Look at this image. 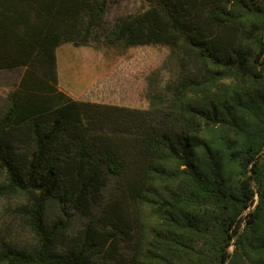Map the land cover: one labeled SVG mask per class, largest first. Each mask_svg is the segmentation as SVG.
<instances>
[{"label": "trees", "instance_id": "16d2710c", "mask_svg": "<svg viewBox=\"0 0 264 264\" xmlns=\"http://www.w3.org/2000/svg\"><path fill=\"white\" fill-rule=\"evenodd\" d=\"M109 2L0 0V264H264V0ZM63 43L168 52L136 107L61 90Z\"/></svg>", "mask_w": 264, "mask_h": 264}, {"label": "rangeland", "instance_id": "374dc122", "mask_svg": "<svg viewBox=\"0 0 264 264\" xmlns=\"http://www.w3.org/2000/svg\"><path fill=\"white\" fill-rule=\"evenodd\" d=\"M141 6L142 0H110L106 17L112 21L114 17L135 11ZM74 47L75 55L68 56L73 73L78 72L81 66L90 65L91 60L101 59L105 53L110 54V58L115 60L111 72L105 78L89 85L82 94L83 97H99L136 107L147 105L145 77L160 65L168 52L165 46L123 47L117 45L101 47L99 49L102 50L98 52V56H92L90 52L92 47H85V49L80 46ZM18 73L17 70H0V96L17 81ZM106 93L108 94L105 95ZM2 220V214H0V229L5 226Z\"/></svg>", "mask_w": 264, "mask_h": 264}, {"label": "crops", "instance_id": "0c3cea01", "mask_svg": "<svg viewBox=\"0 0 264 264\" xmlns=\"http://www.w3.org/2000/svg\"><path fill=\"white\" fill-rule=\"evenodd\" d=\"M70 43H63L56 48V60H57V84L58 87L72 96L73 98H82V94L86 88L95 83L96 81L105 78L113 69L114 61L110 57V54L105 53L101 58L92 61L87 66H81V69L71 72V62L68 58L69 55H75V47L69 45ZM83 49L91 48L87 46H80ZM92 56H98V52L102 49L91 48ZM104 52V51H103ZM100 64V65H99ZM70 69V71H69ZM108 93H106L107 95Z\"/></svg>", "mask_w": 264, "mask_h": 264}]
</instances>
